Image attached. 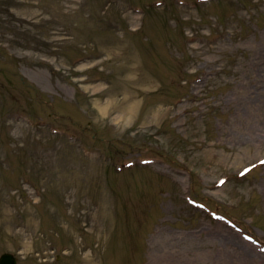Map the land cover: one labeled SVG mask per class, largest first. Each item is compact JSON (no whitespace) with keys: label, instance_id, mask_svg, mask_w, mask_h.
Wrapping results in <instances>:
<instances>
[{"label":"rangeland","instance_id":"1","mask_svg":"<svg viewBox=\"0 0 264 264\" xmlns=\"http://www.w3.org/2000/svg\"><path fill=\"white\" fill-rule=\"evenodd\" d=\"M262 159L264 0H0V254L264 264Z\"/></svg>","mask_w":264,"mask_h":264},{"label":"water","instance_id":"2","mask_svg":"<svg viewBox=\"0 0 264 264\" xmlns=\"http://www.w3.org/2000/svg\"><path fill=\"white\" fill-rule=\"evenodd\" d=\"M0 264H14V258L10 254H2L0 256Z\"/></svg>","mask_w":264,"mask_h":264}]
</instances>
